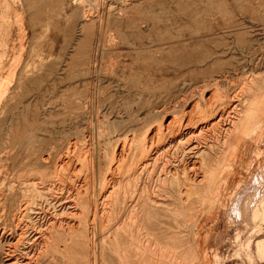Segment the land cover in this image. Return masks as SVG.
I'll list each match as a JSON object with an SVG mask.
<instances>
[{
    "label": "rangeland",
    "instance_id": "1",
    "mask_svg": "<svg viewBox=\"0 0 264 264\" xmlns=\"http://www.w3.org/2000/svg\"><path fill=\"white\" fill-rule=\"evenodd\" d=\"M123 2L0 0L1 204L9 210L29 197L32 219L44 224L79 192L74 226L86 202L87 226L74 231V264H264V101L255 125L221 151L215 183L201 189L181 178L180 188L192 181L194 194L153 196L169 213L158 214L161 221L149 229L168 245L131 231L120 211L121 191L134 183L122 175L128 162L115 171L116 193L103 198L112 155L126 140L127 150L132 135L141 137L177 95L216 78L235 90L250 74L263 77L264 90V0H139L126 9ZM86 8L93 19L84 23ZM59 154L68 156L65 169L57 168ZM26 176L36 177L39 193ZM138 182L151 186L145 177Z\"/></svg>",
    "mask_w": 264,
    "mask_h": 264
},
{
    "label": "bare ground",
    "instance_id": "2",
    "mask_svg": "<svg viewBox=\"0 0 264 264\" xmlns=\"http://www.w3.org/2000/svg\"><path fill=\"white\" fill-rule=\"evenodd\" d=\"M138 1L139 0H124L122 7L127 8L128 6L133 5L135 2L138 3ZM101 4H104V2L102 1ZM100 9L102 10V8H100ZM108 9H110V8H108ZM119 10H121V11H119V13L120 12L122 13L121 7L119 8ZM86 11H88L87 8H86L85 12H83L81 17H79L82 21H84V23H85V21H91V19H93V16H91L92 13L90 14ZM110 13H109V15H110ZM101 15H103V14H101ZM96 17H97V14H96ZM81 20L79 22H82ZM98 21H100V19ZM108 22L109 21H107L106 26H108ZM138 25H137V27H139ZM101 26H102V24L100 25V27ZM115 26H116V24H115ZM109 29H110V27H109ZM131 30H133V29H131ZM127 32H128V30H127ZM109 39H111V38H109ZM111 44L115 45L113 43V41ZM257 76H259V75L254 76V75L250 74V76H248L247 78L243 79L240 82V85L237 89H235V90L232 89L231 91H229L230 88L228 89V87H226L227 90H225L226 88L222 87V85L224 86V83L223 84L221 83L222 80L220 81L219 79L216 78V79H213L211 81H208V83H202V85L197 86V88L195 87L194 89H192L191 93L188 92V93H190L189 96H186L185 93L177 95L175 97L174 101H172V104L170 102V105H165V106L163 105V107L160 108V110L158 109V113L156 112L157 115L155 117V121L149 122V123H152V124H150L149 128L147 125H145L147 122L144 123L145 120H144V122L142 120V122L144 123V126H147L148 129L146 127H144L145 132L143 130L144 134L143 135L140 134V135H142L141 137L140 136L138 137L137 134L132 135L133 136V137L131 136L132 139L130 138L132 140V142L130 144H128L127 150H126V146H127V142H126L127 140H126L125 142H123V145H122L119 153H116V155H112L114 157L111 158L112 161L110 160V162H111L110 166H109L110 169L107 168L110 172L107 171L109 173L106 174V176L109 175V178L112 181L110 182V184H108V185H110V187H108V186H107L108 188L106 187L107 188L105 190L106 194L103 195V198L108 197L109 194H112V193L115 194L116 193L115 189H116V187H120V182H119V180H118V182L115 180L118 178L117 176H119V172L117 175V174H115V171H117V170L119 171L120 166L122 164L125 165L128 162L129 164H127V168H126L127 170L125 169L126 172L123 173L122 175H125L124 177H127V176L129 177L130 175H132V177L134 178V180H133L134 183L132 185H130L129 192H126L125 190L121 191L123 193L122 195L124 198L123 197H120V198H122L124 200L122 202H120L121 205L120 204H118V205H119L120 211H125V213H124L125 214V221H126L127 225L131 227V231L136 230L137 232H144V236L147 238V240H151L153 243H154V241H156L155 243L158 244L159 246L160 245H163V246L168 245L167 239L165 237L161 236L163 234H161L160 237H156V235L152 233L153 231H150V229H149V227L151 225H153L154 222L158 219V214H161V215L163 214L165 216L166 214L169 213L168 206H159L158 204H154V203H156V201L153 199V196L154 195L159 196V197L160 196H169L168 195L169 191H171L173 194L176 193L179 196L182 195L183 198L186 196V195L184 196V194H187V193L192 194L193 193V192H191L192 190H189V188H188L191 186L190 183L192 181H188L190 183H188L189 186L187 187V189H188L187 190L186 187L180 188L181 178L187 179V180L193 179L194 181H196V185H200L199 188H201V189L209 187V186H211L212 183H215V182H212L214 172H215V171H213L214 170L213 165L219 164V162L221 160L220 159L221 158V151L223 149L228 148V146H230V145H236L238 143V141L241 140L240 135L242 134V132L245 131L246 129H248L249 127H252L253 124L255 125V122L257 119V111H256L257 108L256 107L263 104V101H264V90L260 84L263 77L260 81V80H258ZM258 109H261V107L260 108L258 107ZM257 123L259 124L258 121H257ZM73 144H75V141ZM69 146L67 145V147H69ZM67 147H66V150L67 149L70 150ZM72 147H73V145H72ZM126 151H127V153H126ZM66 152L67 151H65V153ZM3 154H5V153H3ZM9 154L10 153H8V156H9ZM45 154H42L41 157ZM48 154H46V155H48ZM66 154H69V153H66ZM59 156H60V158H59ZM59 156L57 157V159L59 158V160L57 161L59 164L56 163L59 166H57L56 164L55 165L57 166V168L58 167L59 168L64 167V169H65V167L68 166L65 162V161H67L66 159L68 156H65V159L61 157L62 155L59 154ZM47 157H46V159L41 160L42 163H44L43 167L45 164L47 165L46 162H48V160H49L48 159L49 157L48 158ZM91 161H92V159H91ZM34 162H36V161H33L32 163H34ZM37 163H38V161L36 162V164ZM1 164H2V166H4L3 165L4 163H1ZM27 167H28V164H27ZM3 168L5 169V167H3ZM61 170H63V169H61ZM55 171H56V169H55ZM29 172H31V171H29ZM59 172H60V170H59ZM126 173H128L127 176H126ZM215 173H218V172H215ZM33 175H35V174H33ZM57 175H59V174L57 173ZM217 176H219V175H217ZM31 177H29V178H31ZM103 177H105V176H103ZM142 177H145V179L150 180V182H151L150 187H147L144 185L142 187L138 186V183H139L138 181ZM219 177H221V176H219ZM35 178L33 177L31 180V179H28V177H27L28 180L27 179L26 180L30 183H33V185H34L33 187L36 188L38 191L39 190V188H37L38 182ZM39 179L41 180L42 177L40 176L38 178V180ZM104 179H106V178H104ZM126 179H128V178H126ZM18 180H19V178H18ZM20 180H21L20 182H22V183L27 182V181H23V177ZM103 181H105V180H103ZM194 181H193V183H194ZM122 183H124V181ZM105 184L106 183H104V185ZM127 184H129V183H127ZM141 184H143V182ZM184 184H183V186H184ZM27 185L29 186V183ZM122 185H124V184H122ZM196 185H195V187H196ZM216 185H217V183H216ZM8 186H10V185H8ZM89 186L91 187V185H89ZM6 187H5V189H6ZM90 187L88 189H90ZM127 187H129V186L127 185ZM84 188L87 190L86 187H84ZM104 188H105V186H104ZM214 188L212 189V192H213ZM90 190H92V188ZM101 190H102L101 192L104 191L103 189H101ZM117 190H119V188H117ZM3 191H5V190H3ZM7 191L9 192L10 190L8 189ZM0 192H1V190H0ZM80 192H82V191H80ZM38 193H39V191H38ZM103 193H105V192H103ZM22 194L25 195V192H23ZM84 195H86V193L83 194V196ZM116 195H119V194H116ZM9 196H10V194H9ZM75 196H76L75 200H77L78 202L81 203L82 200H81L79 192H77V194ZM83 196H82V198H83ZM4 197H6V196L2 195V197L0 198V264H74V246H75L74 243L76 242L75 241V238L77 237L76 235H78L77 232H75V234H74V231L80 230L81 232H84L86 230L87 222H86V220H84L83 217L86 216V213L88 211V203L87 202L84 205H82V207L80 208V214H81L82 218L79 217L80 220L76 222L75 226H74V201H75L74 196H73V200H71L72 202L69 201V202L60 203L64 207L62 206V208L59 209V211L61 210L62 213L61 212L57 213V211L55 212L54 215H56V216L58 215V217L54 216V217L45 218L44 224H39L38 218L36 220H33L31 217V212L34 211L35 209L30 207L29 201L27 202V200H29L28 199L29 197L28 198L25 197L27 200L24 199L25 200L24 202H20L19 204L14 206L12 209L8 208L9 210H7V208L4 204H1V201L4 200ZM30 199H32L31 203H33L34 199L32 197ZM99 199H101V197ZM181 199H182V197H181ZM181 199H180V201H181ZM10 201L12 202V200H10ZM182 201H181V203H182ZM3 203H5V202H3ZM34 203H35V201H34ZM69 203H70V207L68 206ZM91 203H92V200H91ZM184 203H186V201H184ZM110 204H109L108 208L110 206H112ZM38 205H40V204H38ZM95 205H97V204H95ZM95 205H93V206L95 207ZM118 205H115V206L117 207ZM58 206H60V205H58ZM100 208L104 209V203H102L100 205ZM103 209H101V210L103 211ZM115 210H116V208H115ZM104 211H103V213H104ZM95 212H96V210H95ZM95 212L93 211L92 217H94L96 215ZM68 213L72 216V219H67L64 216H62V214L68 215ZM36 214H39V213L36 212ZM38 216H40V215H38ZM44 216H46V215L43 214V217ZM101 216H102V214H101ZM117 219H118V217H117ZM108 220H110V219H108ZM160 221H161V219H160ZM116 222H117V220H116ZM157 222H159V221H157ZM110 223H111V221H110ZM159 223H161V222H159ZM116 227H117V225H116ZM159 227H161V226H159ZM117 232L120 233L119 231H117ZM165 234H164V236H165ZM154 239H156V240H154ZM184 239L185 238H183V240ZM150 244H152V243L150 242ZM177 245H178V243H177ZM180 245H181V243H180ZM34 247H35V249H34ZM175 252L172 251L171 253L168 254V256L170 255V256L175 257L177 255V253H175ZM122 257L124 259L125 255H122ZM119 258L120 257H118V259Z\"/></svg>",
    "mask_w": 264,
    "mask_h": 264
}]
</instances>
